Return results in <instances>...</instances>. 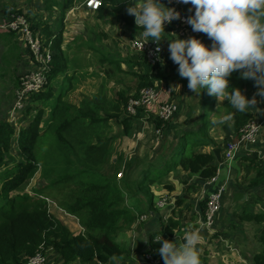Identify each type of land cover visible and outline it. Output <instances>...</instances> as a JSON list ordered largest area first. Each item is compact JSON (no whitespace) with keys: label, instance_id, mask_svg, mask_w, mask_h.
Wrapping results in <instances>:
<instances>
[{"label":"trees","instance_id":"obj_1","mask_svg":"<svg viewBox=\"0 0 264 264\" xmlns=\"http://www.w3.org/2000/svg\"><path fill=\"white\" fill-rule=\"evenodd\" d=\"M67 3L68 0H44L47 11L57 8L60 10V23L68 11ZM126 6V0H102L101 6L94 11V16L103 20L108 14H112L116 21L128 26L131 33L126 40H131L138 36L141 29L137 28L134 17L124 12ZM29 21L35 32L40 30L41 34L43 31L46 33L47 42L44 47L52 50V59L48 83L44 89L29 96L26 107L22 110L27 115L28 112L34 114L30 117L27 127L20 129L16 139L23 159L15 164L13 170L0 171V264H25L41 245L53 250L62 260L61 264L104 263L110 261L109 257L113 253L119 258L128 253L130 258V251L117 241V235L137 222L143 224L149 219V208L155 207L153 184L172 193L175 187L166 180L172 170L177 173L184 172L185 177L182 179L187 190L199 186L195 183L187 185V178L197 175L202 180L216 174L219 165L213 150H203L206 146H219L210 131L213 125L210 109L216 97L208 95L206 89L202 90L197 95V103L193 104L191 101L189 104L190 112L193 113L182 123H179L178 119L176 123L170 122L177 117L180 110L177 100L178 111L163 126L162 121L155 114H151L154 127H162L165 133L168 128V137H172V142L167 145L166 139L159 153L164 158L162 165L150 164L143 170V179L139 183L136 181L134 187L126 172L117 177V174L110 176L104 171L113 165V144L117 138L113 133V126L120 127L119 135L122 137L130 134L133 121L140 119L144 110H140L137 115H129L126 105L131 97L139 95L142 87L155 84L161 87L164 82L172 84L174 81L187 83V79L174 75L175 66H163L165 63L152 65L144 53L130 52L126 46L129 51L126 55L118 53V58H109L105 54L98 58L101 66L105 68L102 72L104 76L101 75L105 79L100 81L97 91L93 94H83L78 103L72 102L67 93L73 89L75 82H78L80 74H83L81 71L77 73L76 70L86 65L76 57L71 58L68 49L65 50L64 28L54 32L50 22L45 19ZM165 27L164 30L169 26ZM203 34L195 37L205 38L203 42L209 45L211 41ZM17 36L14 31L0 32V40L5 47L1 57L6 63L5 67L0 65V87L5 86L3 82L7 81L4 68L7 69L9 55L12 54L17 59L24 58ZM84 40L74 46L81 48L86 44ZM87 44L99 50L95 46L96 41H88ZM72 48L73 46L69 47ZM123 60L128 66L125 72L132 74L138 81L135 88L116 89V96L111 97L107 87L110 76L106 63L111 66L115 64L118 71L124 72L121 64ZM160 66L166 67L162 68L167 72L160 73ZM116 81L122 82V79L116 77ZM229 84L230 87L241 89L247 96L254 81L243 79L239 72H233L229 77ZM131 91L133 92L130 93ZM14 98L15 96L12 101ZM171 99L175 100L172 95ZM256 99L259 102L260 115H264V97L257 96ZM225 102L228 103L227 99ZM47 112L49 115L44 126L42 124ZM226 112H234L233 126L236 132L246 121L255 117L250 110L239 113L230 105H227ZM13 133L14 126L7 115L0 120V166L6 165L7 156H10ZM247 160L264 170L255 157ZM130 169L129 166L128 171ZM38 171L42 186L34 189L36 196L28 192L12 195L13 191L28 178L34 177ZM53 188H60L62 195L58 198V204L78 217L84 227L82 231L74 233L50 212L47 190ZM144 197L149 208L141 206ZM176 201L178 208H173L161 228L151 233L144 251V254L150 253L159 258L162 264L164 261L158 252L161 245L155 240L156 237L161 235L163 239L175 241L186 224L187 212L184 209L189 206H184L190 198L188 195H181ZM180 205H183V209ZM201 206L206 208V199L201 201ZM141 214H146V219L140 220ZM238 217L260 224V241L263 247L255 257V264H264V212H244Z\"/></svg>","mask_w":264,"mask_h":264},{"label":"rangeland","instance_id":"obj_2","mask_svg":"<svg viewBox=\"0 0 264 264\" xmlns=\"http://www.w3.org/2000/svg\"><path fill=\"white\" fill-rule=\"evenodd\" d=\"M85 0H68V3L66 5L67 10L69 11V16L70 19H68L64 22H59V17L61 15L60 10L57 9H53V10H49L47 11V9L45 8V4H44V0H0V18H9L12 14H16V13H21L19 11H22L26 17L28 19H32V21L38 20V19H45L47 21H49L51 23V27L54 30V32H58L60 31L61 28H65L63 29V35L65 36V44H64V48L65 50L68 49V54L69 56L72 57H76L80 60V62L82 61V63L86 66H83L82 69H77L76 72H82L83 74H80L79 76V80L78 82H75V85L78 86L77 88H80L81 86H85L84 90L88 91L91 90L92 85L93 87H96V89L99 87V83L100 81L104 80L102 78L101 75H103L100 72V67L101 64L98 61V58L100 56H103L105 54H110L111 57H117L118 56V52L120 53V55H126V53L124 54L123 52L120 51V48L123 47L124 45H126L128 43V41L126 40L127 36L131 33V31L128 29V26L121 23L120 21H117L116 23H114L113 19L114 16L112 14H108L103 20L102 19H97L94 16V13L87 11L84 8V2ZM166 6V2L167 0H163ZM71 7V8H70ZM126 10V9H124ZM110 22V23H109ZM45 27V26H44ZM93 27V28H92ZM170 27V26H169ZM44 30V28H43ZM129 30V31H128ZM39 31V32H38ZM38 34L40 32V30H38ZM177 36H179L180 38H188V37H193L192 34H188V36H181L178 33L176 34ZM204 35V34H203ZM41 41L43 42V44H45L47 42V35L46 33L43 31L41 35H39ZM73 37V38H72ZM76 39H75V38ZM98 38H100V40H98ZM199 39H203L200 37H196ZM17 41H18V45L21 46V48L23 49V55L24 58H20L17 59L16 57H14L12 54L9 55V62L7 63V69L4 68L6 70V76H7V81H4L3 84H5V86L0 87V120H3L4 118H6V116L8 115V120L12 123V125L14 126V133H13V143H12V147H11V152H10V156H7V163L6 165H1L0 166V171L4 170V171H8V170H13L15 167V164L17 162H19L21 159V152L20 150H18L17 148V137L20 133V129L22 127H27L28 121L30 119L31 116H33V112L27 115V113L25 114L23 111L20 112L17 117L11 121L8 111L10 106L13 103V97L15 96V90L17 88H19L20 86V82H21V77L26 74V72L32 68H35L36 65L32 62L34 60V58L32 57V52L30 51L28 45L26 44V42L23 40L24 38H21L20 35H18L16 37ZM81 39H85L86 40V44H84L81 48H76V46H74V44L76 45V43L78 44L79 42L83 41ZM84 40V41H85ZM116 40H118L116 43ZM22 41V42H21ZM88 41H96V47L99 48V50H95L93 49L90 45L87 44ZM72 49H69V47H72ZM166 46V45H165ZM5 47L3 45V42L0 40V65H2L3 67H5V64L2 61V52L4 51ZM29 49V50H28ZM45 49V48H44ZM52 51V50H51ZM52 53V52H51ZM30 56H31V60H30ZM86 56H91L89 58H87ZM130 57L132 58V55H130ZM170 59L166 56V63L163 65L167 67L168 66H177L176 64L173 63V65L171 64V62L169 61ZM122 63V69L124 70V72H120L118 71V68L116 67V65L114 64L113 66L109 65L108 63H106V67L108 68L107 72L110 76V80L108 81V88H109V93L111 94V97H115L116 96V89H127L128 87L131 88H135L138 79L136 77H134L132 74L125 72L126 69H128L127 64L125 63V61H121ZM160 66V73H166L167 71H165L163 68L166 69V67ZM163 67V68H162ZM103 68V67H102ZM174 69V68H173ZM175 70V69H174ZM97 71H99V73H97ZM105 71V68L102 69V72ZM88 73H92V76L88 77ZM117 74V75H116ZM22 75V76H20ZM104 76V75H103ZM115 76V77H114ZM116 77L121 78L122 82H117L116 81ZM19 80V83H18ZM93 81V82H92ZM94 83V84H92ZM165 85H161V86H167L169 96L171 95L170 93H172V98H175V100L173 101H178L179 105H180V110L179 113L177 115V117L173 118L170 122L172 123H176V120L178 119L179 123L185 121V119L189 116V114H187L188 110L189 112L191 111L189 108V104L192 103L195 104L197 103L198 100V96L194 93H192L188 88H187V83H181L179 81L177 82H173L172 84H167V83H163ZM107 88V89H108ZM251 89L249 90V93L246 97L251 98L253 97V95L256 93V88L254 87V85H252L250 87ZM96 89H94L95 91H97ZM75 93H77L78 91L74 90ZM133 91H131L130 93H132ZM185 94V95H183ZM183 96V97H182ZM71 98H73V96H71ZM169 97H167L166 99H168ZM165 99V100H166ZM172 100V99H170ZM226 99H221L218 100L216 102V105L214 106L215 108H217V114H214V118L211 119V123H213L214 120H217L220 116L227 114L226 112V107L227 105H229L227 102H225ZM176 101V102H177ZM257 101V99H256ZM195 102V103H194ZM222 103V105H221ZM259 106L258 101L256 102V104L253 106L254 108H257ZM248 110H253L252 108L248 109ZM144 115L146 117L147 113L145 111ZM10 113V112H9ZM48 115L49 112H47L45 120L43 122L42 125H46V120L48 119ZM154 119L151 120V115L148 116L147 121V129L143 132V136L140 140V146H139V152H138V148H134L133 151H129V149H131L133 147V143L130 142L129 144L126 143L125 145L123 144V140L121 138V135H119L120 131V127L119 126H113V133H115L117 135L116 140L114 141L113 144V149L115 150V155L118 154V152H122V151H129V158L127 161V166H130L131 169L128 171V168L122 172V176L124 175V173H127V176H129V178L132 180V184L135 187L136 186V181L139 183V181L141 179H143V170L145 168H147L150 164H154L155 166H157L156 164L162 163L164 158L161 155H157L158 153H160L162 151V147L164 146V142L162 143L160 140L159 141H154L152 142V139L154 137V134L151 132L152 130V126L150 129V123L151 121H153ZM227 124H224V129L219 131V127H217L215 129V131H211L212 135H222L223 132L227 133L229 132V128L226 126ZM140 127V126H139ZM141 131V128L140 130ZM220 132V133H219ZM166 133H168V128L166 129ZM228 134V133H227ZM230 134V133H229ZM172 138V137H170ZM167 145L169 143H166ZM117 147V149H116ZM124 147V148H123ZM137 147V146H135ZM125 151H124V155H125ZM135 155H139V157L143 158V160L141 162H143L142 164H140L139 168H137V164H139L137 161H135ZM147 157V158H145ZM112 164L114 165V167L112 168H108L105 169V173H109L110 176H114L115 174H117L120 171V167L122 166V170H123V165L117 161V162H112ZM160 166V165H158ZM117 172V173H116ZM118 177H121L117 174ZM170 177L173 181H177V183L180 182V187L178 189H176V194L177 195H181V193L184 191V186L181 183L182 177H185L184 172L183 173H177L176 170H172ZM40 171H38L37 173H35L34 177L28 178L24 183H22L15 191L12 192V195L16 194V193H23V192H28L31 195H35L36 193L34 192V189H37L38 187H41L42 183L40 180ZM179 181V182H178ZM153 187L155 189L156 193L160 192V188L156 187L155 184H153ZM48 195H49V200H51V212L57 213L56 215L59 216L60 214H62V217H58L59 219H61L63 221V223L65 225H67L71 231H73L74 233H78L79 231H82L83 228H81V226H78V220L75 217H71V216H66L67 214H69L68 212H66L67 210L60 206L58 204V198H60V196L62 195V191L60 190V188H53V189H48ZM174 192V191H173ZM157 198V197H156ZM65 209L66 211L63 212ZM157 213L159 212H163L165 211V209H160L158 207H156L154 209ZM166 212V211H165ZM169 214L171 213V211H168ZM167 213V212H166ZM219 216V214H217ZM73 221H75L76 225H74V223H72ZM186 221V220H185ZM185 227L182 228V232L185 231ZM182 235V233L180 232L178 236ZM48 255V260L53 262L54 264H56V260L53 259L54 258V253L50 250H48L47 252ZM48 261V262H49ZM139 264V262H138Z\"/></svg>","mask_w":264,"mask_h":264},{"label":"clouds","instance_id":"obj_3","mask_svg":"<svg viewBox=\"0 0 264 264\" xmlns=\"http://www.w3.org/2000/svg\"><path fill=\"white\" fill-rule=\"evenodd\" d=\"M180 2L194 9L186 20L192 31L206 34L211 41L206 45L199 38L177 35L170 39L169 58L178 66V75L187 79V88L196 95L206 89L208 95L220 101L227 99L235 112L246 113L254 108L256 97H264V0ZM126 3L127 13L141 29L142 45L149 40L160 41L165 24L180 18L178 11L161 0H126ZM233 72L254 81L253 97L248 98L241 89L230 87L229 77ZM233 115L234 112H228L213 123L230 126ZM201 238L200 229L193 228L184 233L183 242H177L178 238L175 241L163 239L161 235L155 240L160 242L158 252L164 264H201L198 248ZM109 259L112 264H121L116 253Z\"/></svg>","mask_w":264,"mask_h":264},{"label":"crops","instance_id":"obj_4","mask_svg":"<svg viewBox=\"0 0 264 264\" xmlns=\"http://www.w3.org/2000/svg\"><path fill=\"white\" fill-rule=\"evenodd\" d=\"M161 2H164L161 0ZM168 5V0L166 2ZM71 8V7H70ZM87 11H90L94 13L95 10H91L89 8L84 7ZM127 9V6L124 8ZM185 11L183 12L187 15L190 16L194 13V9L190 4H187L184 7ZM70 11V10H69ZM69 11H67L65 18L63 22L68 19H70L69 16ZM126 14L127 11L124 10ZM60 19V17H59ZM114 23L117 21L113 19ZM60 22V21H59ZM110 23V22H109ZM51 24V23H50ZM168 29H165V33H162V43L165 46V63H166V56L169 58V51H168V43L170 39L175 38V35L177 34L176 28L174 24L169 25ZM52 28V27H51ZM66 28V27H65ZM64 28V29H65ZM93 28V27H92ZM166 28V27H164ZM141 30L138 32L140 33ZM139 33L137 35H139ZM17 35H19L17 33ZM201 35V34H200ZM199 36V35H198ZM65 37V36H64ZM195 37V36H193ZM73 38V37H72ZM75 38V37H74ZM118 40H116V43ZM128 43L124 45L123 47L120 48V51L123 52L124 54L126 52H133L130 45H129V39H127ZM205 41V38L202 39V42ZM22 42V41H21ZM205 43V42H204ZM128 47V49L126 48ZM119 53V52H118ZM109 58H118L117 57H111L109 52L107 54ZM170 59V58H169ZM170 62L172 61L171 59L169 60ZM172 64V62H171ZM173 65V64H172ZM177 67H175V74L177 77H179L178 72H177ZM102 67H100V72L102 73ZM21 76V75H20ZM92 76V73H88V77ZM93 82V81H92ZM165 83V82H164ZM94 84V83H92ZM165 85V84H164ZM78 86L74 85L73 89L69 90L67 93V97H70L69 99L72 102L78 103L79 100H81V97L83 94H93L95 92L94 89L96 87H93L92 89L88 91L84 90V87L81 86L80 88H77ZM168 87L167 86H161V92H160V100H165L167 97L168 99H171L172 93L169 96L168 92ZM74 90L78 91L77 93L74 92ZM185 95V94H183ZM73 96V98H71ZM183 97V96H182ZM214 102L212 107H211V113L210 117L211 119L214 118V114H217V108L214 106L216 105L217 98L212 101ZM259 104V102H258ZM222 105V103H221ZM195 109V107H194ZM252 111L255 114L254 118H258L260 116V106L257 108H252ZM197 110V109H196ZM195 111V110H194ZM193 113V112H187V114ZM196 113V112H195ZM151 114H154L151 112ZM148 117H145L142 115L140 119H135L133 121V127L131 128V132L128 136H121L123 140V144L125 145L126 143H133V147L129 149V151H133L134 148H138L139 152V146H140V140L143 136V132L147 129V121ZM233 119L230 122V126L227 124L226 126L229 128V132L225 133L223 132L222 135H212L211 136L216 139V143L219 146H206L203 148V150L210 151V149L213 150V148L216 147H221L222 152L224 150V146L229 141L230 139H233L236 136V131L233 126ZM140 126V127H139ZM152 126L151 132L154 134V137L152 139V142L156 141H161L162 143H165V140L170 144L172 142V138L168 137V133H165L164 130L161 129V133L157 134L153 122L151 121L150 123V129ZM219 127V131L224 129V125L221 124H215L211 126L210 131H215V129ZM141 128V131H139ZM162 128V127H161ZM212 133V132H211ZM220 133V132H219ZM230 133V134H229ZM166 137V138H165ZM260 143L262 146H264V128L262 129V133L260 134ZM137 146V147H135ZM124 148V147H123ZM117 149V147H116ZM125 151V150H124ZM124 151L118 152L117 155H115V150H114V155L112 158V161L117 162L119 161L123 165V170L122 166L120 167L119 172H124L129 166H127V161L129 158V151ZM214 152V151H213ZM223 154V153H222ZM159 155V153L157 154ZM119 158L117 159V157ZM147 158V157H145ZM247 159H252V157H249L247 155H239L235 157L229 164L223 163L219 166L221 175H220V182L226 183L227 185V191L224 195L223 201H222V208L220 212L218 213L219 216L217 215L216 221L214 224V227L211 230L207 229L203 225V220L205 217V206H201V201L203 200V192L204 188L206 187L205 182L206 179H200L198 178L197 175H193L188 179L187 185H190L192 183H195L196 185H199L197 188L191 187L190 189H186V184L182 180V184L184 186V191L181 193V195H188L190 198V201L185 202V206L187 205L189 207H186L184 209L187 212V219L185 221V231L181 233L182 235L176 237L179 239V242H183V235L186 231H190L193 228H199L200 229V234H201V241L198 245L199 248V255H200V260L201 264H255V257L258 253L261 252L262 250V244L260 241V235H261V226L258 223H254L250 219H243L241 220L238 215L240 213L244 212H264V170H261L258 166L254 164H250L249 160ZM143 158L139 157V155H135V161H137L139 164L137 165V168H139L140 164ZM218 162V161H217ZM220 163L218 162V165ZM154 165V164H152ZM162 165V163L156 164ZM155 166V165H154ZM114 167V165H112ZM264 169V168H263ZM118 172V173H119ZM117 173V174H118ZM118 177V176H117ZM166 180L173 184L175 187V191L170 193L166 191L164 188L161 186L159 187L161 190L159 193L155 192V207L149 208L146 203V199L144 197V200L142 202V207L144 208H149L150 213H149V219L145 223H139L134 224L132 227L121 231L117 235V241L124 244L128 251H130V258H128V253L125 256L120 257L121 264H144L143 259H144V251L147 246V241L148 238L150 237L151 233L153 231H157L161 228L162 223L169 217V215L173 212V208H178L176 207L177 203V198L181 195L176 194V189L180 187V182L177 183V181H173L170 177V174L166 178ZM163 186V184H162ZM155 191V190H154ZM237 191L245 192L246 193V200L244 201H235L234 200V193ZM157 197V198H156ZM163 197H167L169 201L172 199V202H169L168 204L164 206H157V201L159 199H162ZM49 210L51 209V200H49ZM181 206V205H180ZM158 207L160 209H165V211H161L157 213L154 209ZM183 205L181 206V208ZM203 208V209H202ZM183 209V208H182ZM65 212L66 210L63 209ZM168 211H171L169 214ZM51 212V210H50ZM68 212V211H66ZM54 215L57 213L51 212ZM66 216H71L75 217L78 220V226H81V228H84L82 224L80 223L78 217L70 212H68ZM58 215V214H57ZM56 215V216H57ZM57 217H62V214H60ZM194 218V219H193ZM193 219V220H191ZM74 225H76L75 221H73ZM77 226V225H76ZM184 228V227H182ZM54 253L53 250L49 249ZM56 260V264H61L62 260L54 253L53 255ZM48 264H54L53 262L49 261ZM78 264V263H77ZM91 264H112V261L104 262V263H98V262H93Z\"/></svg>","mask_w":264,"mask_h":264},{"label":"built area","instance_id":"obj_5","mask_svg":"<svg viewBox=\"0 0 264 264\" xmlns=\"http://www.w3.org/2000/svg\"><path fill=\"white\" fill-rule=\"evenodd\" d=\"M83 4L86 8L97 10L102 4V0H85ZM186 5L180 0H168V6L178 11L180 18L174 19L171 23H166L165 26L174 24L176 32L181 36H188V34L198 36L201 32H193L191 26L186 22L188 16L183 12ZM12 31L24 38L23 40L32 52V57L34 58L32 62L36 67L28 70L23 76L21 75L20 86L15 90L13 105L8 111L11 121L26 107L29 96L44 89L48 83V71L52 59V51L44 47L38 32L32 29L31 23L24 13L12 14L7 19L0 18V32ZM129 45L132 51L144 53L152 65L165 63V46L161 40L157 42L149 40L142 45L140 35H138L131 38ZM157 48H159V51H157ZM160 92L161 87H158V84L142 87L138 96L129 99L126 105V112L129 115H137L140 110H144L147 113L146 117L153 112L162 121L163 126L178 111V103L170 99L160 100ZM263 128L264 115L252 118L241 125L238 132H236V136L227 141L224 146L223 163L229 164L235 157L247 155L252 158L255 157L260 165L264 167V146L260 143V134ZM161 129H156L157 134L162 132ZM118 175L122 176V172H119ZM220 175L221 171L218 168L215 175L206 179V187L203 192V199H206L203 225L211 231L217 214L222 208V201L227 187L226 183L220 182ZM169 202L173 203L172 199L169 201L167 197H163L156 204L161 207ZM146 217V214H141L140 220H144ZM49 249L41 245L40 249L26 260L25 264H47V252ZM143 263L162 264L159 258L153 257L150 253L144 254Z\"/></svg>","mask_w":264,"mask_h":264},{"label":"water","instance_id":"obj_6","mask_svg":"<svg viewBox=\"0 0 264 264\" xmlns=\"http://www.w3.org/2000/svg\"><path fill=\"white\" fill-rule=\"evenodd\" d=\"M213 151H214V155L217 159V161L219 163H222L223 161V158H222V148L221 147H216V148H213ZM246 193L245 192H241V191H237L234 193V200L235 201H244L246 200Z\"/></svg>","mask_w":264,"mask_h":264}]
</instances>
